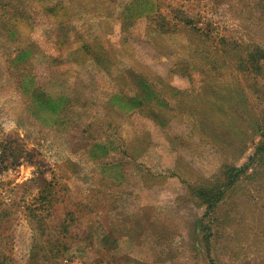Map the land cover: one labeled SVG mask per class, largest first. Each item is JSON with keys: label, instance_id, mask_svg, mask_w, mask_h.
<instances>
[{"label": "rangeland", "instance_id": "374dc122", "mask_svg": "<svg viewBox=\"0 0 264 264\" xmlns=\"http://www.w3.org/2000/svg\"><path fill=\"white\" fill-rule=\"evenodd\" d=\"M263 142L264 0H0V264H264Z\"/></svg>", "mask_w": 264, "mask_h": 264}, {"label": "trees", "instance_id": "16d2710c", "mask_svg": "<svg viewBox=\"0 0 264 264\" xmlns=\"http://www.w3.org/2000/svg\"><path fill=\"white\" fill-rule=\"evenodd\" d=\"M148 96V95H147ZM146 97V96H145ZM115 98H118V96H115ZM126 105V107H127V109H134V108H137V107H139L140 106V104L137 102V101H133V102H131V103H129V104H125ZM125 105H124V107H125ZM63 106L64 105H62L61 103H59L58 101H56V100H54L53 98H47L46 100H45V105L44 106H40V107H45V108H47V109H51L52 111H53V113H54V117H55V119L56 120H58L59 119V117H60V112H62V109H63ZM263 144H264V142H263ZM236 175H234V176H231V177H235ZM222 195H223V192H218V194H217V196H216V198L213 200V202L212 203H218V201L221 199V197H222Z\"/></svg>", "mask_w": 264, "mask_h": 264}, {"label": "crops", "instance_id": "0c3cea01", "mask_svg": "<svg viewBox=\"0 0 264 264\" xmlns=\"http://www.w3.org/2000/svg\"><path fill=\"white\" fill-rule=\"evenodd\" d=\"M110 153V152H109ZM108 151L106 152V154H109Z\"/></svg>", "mask_w": 264, "mask_h": 264}]
</instances>
